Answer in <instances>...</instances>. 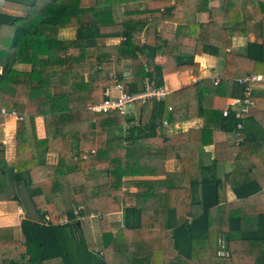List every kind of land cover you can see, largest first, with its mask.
Here are the masks:
<instances>
[{
    "label": "trees",
    "instance_id": "trees-1",
    "mask_svg": "<svg viewBox=\"0 0 264 264\" xmlns=\"http://www.w3.org/2000/svg\"><path fill=\"white\" fill-rule=\"evenodd\" d=\"M136 1L145 5L126 8ZM212 1L0 0L1 9L25 12L0 10V100L20 105L18 111L31 122L41 115L46 131L41 141L46 146L52 141L58 151L54 164L31 157L22 120L16 123L14 163L5 162L0 142V201L16 199L22 204L17 184L23 180L40 216L39 221L26 216L21 220L22 239L0 234V264H264V251L255 249L256 241L264 240L263 114L251 115L244 123L236 168L224 174L235 199L219 207L224 183L217 173L220 160L197 166L195 153L183 158L175 151L184 140L189 141L190 152L213 143L210 128L164 135L162 149L150 152L147 139L158 135L155 119L144 121L150 102L138 104L140 123L121 138L105 134L130 121L127 114L88 108L89 102L102 100L106 86L113 83L109 71L114 60H131L135 85L124 90L132 92L146 78L160 86L168 73L197 74L196 54L231 47L234 36L246 33V0H217L216 6L210 5ZM248 1L247 16L256 20L260 41H248L243 53L225 51L218 82L201 79L169 96L185 92L200 97V88L210 85L214 103L199 115L205 122L216 120L226 131L235 130L238 122L232 111L222 115L232 83L249 73L264 76V0ZM200 11L209 12L206 22L196 20ZM161 21L176 22L181 30L161 32L157 28ZM63 28H74L73 38H61ZM104 36L123 38L116 45H97ZM92 46L98 48L95 55H89ZM157 55H173L175 66L162 69L154 63ZM17 63L30 68L17 69ZM89 73L96 74L90 91L89 80L84 79ZM65 85H70L68 91H58ZM257 99L255 103L264 102ZM170 105H162V116L170 122L183 120L191 109ZM143 143L146 151L139 154L137 145ZM173 157L181 160L182 171L165 169ZM97 163L107 164L105 182L85 184L83 173ZM136 175L153 178H132ZM131 187L135 190L129 191ZM77 206L81 219L73 214ZM121 208L123 225L113 232L109 214ZM91 214L100 230L99 249ZM64 216L68 221L61 223Z\"/></svg>",
    "mask_w": 264,
    "mask_h": 264
},
{
    "label": "crops",
    "instance_id": "crops-1",
    "mask_svg": "<svg viewBox=\"0 0 264 264\" xmlns=\"http://www.w3.org/2000/svg\"><path fill=\"white\" fill-rule=\"evenodd\" d=\"M218 1H212L211 6H216ZM145 5L144 2H133L126 5L128 9L141 8ZM250 3L248 0L245 1L243 5V14L245 15V28L246 33L244 35L234 36L232 38V45L229 48L222 49L216 54L211 53H202L196 54L194 60L198 63V73L193 74L191 70L176 71L172 73L165 74L163 76L162 86L167 90L166 97L162 100L152 99L147 102H150V105L144 110V121H150V118L155 119L156 130L158 135L147 139L150 142L148 150L150 152L161 150V143H163L162 136L164 135H173L179 134L187 131L188 129H196L203 126H206L212 130L213 143L204 145L203 147H196L192 152L191 145L188 140H184L176 145L175 151L177 154L183 158L190 156L195 153L194 158L197 160V166L205 163H209L213 158L219 159L220 163L217 165V173L223 179L224 183L222 184V203L219 204V207H222L224 202L231 201L235 199V194L231 190L229 184L224 180V174L233 171L236 168V163L234 161L235 155L239 149V143H235L234 132L226 131L222 128L220 123L216 120L207 121L202 115H199L200 112L204 110L211 109L214 103V95L210 92V85H204L200 88V97H194L188 93L182 92L172 95L170 98V93L184 88L188 85H191L201 79H209L214 81L215 77L218 79L221 78L224 71V52L232 51L234 53H243L245 45L248 41H260L259 38V27L255 19L248 18V13L250 12ZM6 13H11L14 15H25L24 11L14 12L8 9H1ZM198 22H206L209 18L208 11H200L196 13L195 16ZM157 28L159 31L174 34L181 30L179 25L173 21H161L158 23ZM183 29V28H182ZM75 34L74 28H63L60 31L61 38H73ZM122 36H104L97 39V45H116L122 40ZM97 47H89V55H95L97 53ZM154 63L160 66L162 69L171 68L175 66V57L173 55H157L154 57ZM17 69H26L30 68L29 64L17 63L14 65ZM252 74V73H249ZM256 74V73H255ZM248 75V74H246ZM261 76V79L255 81L249 98L252 100V104H248L247 111L242 115V129L246 119L251 115H264V102L255 103V99L259 101H264V76ZM109 77L113 79V83L107 85L106 88L111 85L119 82L127 87H133L135 84H132L133 74L131 70V60L128 58H123L121 60H114L113 68L109 71ZM85 80H89V91L92 89L94 80L96 79V74H85ZM219 81V80H218ZM144 85L143 83L137 84V90ZM240 83H232L230 90L231 95L227 97L225 102V107L228 106L231 102L236 99H240L244 96V88L240 89ZM139 87V88H138ZM105 88V90H106ZM70 85L58 86V91H68ZM104 90V92H105ZM136 91V90H135ZM113 93H117L116 89L112 90ZM184 93V94H183ZM104 95V93H103ZM104 98V97H103ZM166 99V100H165ZM165 100V101H164ZM101 101V100H100ZM100 101L89 102L88 108L91 112H98L92 108L93 105L99 103ZM171 107L170 104L176 107H190V111L184 113L186 117L183 120L176 122L167 121L162 116V105L164 104ZM170 102V103H169ZM137 102L132 106L130 111L127 114V119L130 121L124 122L122 125L113 126L106 130V137H116L121 138L126 136L129 133V130L132 126H136L140 123V114L141 111L138 107ZM146 103V102H145ZM234 105L230 106L233 110ZM224 107V108H225ZM1 108L5 109V113L1 112ZM223 108V109H224ZM21 109L20 105L17 107L13 106L12 103L0 100V113L2 114V120L0 121V142L4 145V159L6 163H14L16 160V123L17 121L22 120L24 124V130L27 137V145L29 148V153L31 157H35L41 163L45 164H54L58 160V151L55 149L56 145L52 144L50 141L46 146L41 140L46 136L45 124L43 117L41 115L35 116L34 120L31 122L28 115L24 112L18 111ZM193 113L192 117H188L187 114ZM130 116V117H128ZM93 120H90L89 123L92 124ZM164 121H166L164 123ZM147 123V122H146ZM55 127L59 125L55 124ZM242 132V131H241ZM133 133H131L132 135ZM139 132H136V135ZM146 140V141H147ZM146 151L145 144L137 145V153L143 154ZM193 156V155H192ZM84 158V157H83ZM76 160V157L72 158V163ZM106 163L95 164L88 166L86 171L83 173V179L85 184L93 185L97 183H103L106 180ZM183 165L179 157H173L166 161L165 169L167 171L179 172L182 171ZM132 178H153L148 175H136ZM135 188H129V191H134ZM262 197L264 200V188L262 189ZM126 205H122V208ZM120 209L116 212H111L109 214V221L111 224L112 231L115 232L120 226L123 225V209ZM26 216L25 209L23 204L19 200H2L0 201V234H6L9 238L22 239V233L20 229V222ZM92 222V233L94 241L97 243V249L100 248V230L98 223L96 221V216H91ZM255 249L257 252L264 251V240L259 239L255 243Z\"/></svg>",
    "mask_w": 264,
    "mask_h": 264
},
{
    "label": "built area",
    "instance_id": "built-area-1",
    "mask_svg": "<svg viewBox=\"0 0 264 264\" xmlns=\"http://www.w3.org/2000/svg\"><path fill=\"white\" fill-rule=\"evenodd\" d=\"M260 79L261 76L255 73L238 77L236 81L243 85L244 96L240 99L234 100L222 110L223 116L228 115L232 111L235 118L238 119L234 132V140L236 144H238L242 140V115L247 111L248 104H252V100L249 98L251 88L254 82ZM218 80V77L214 78L215 83L218 82ZM113 89H116L117 93H113ZM166 94L167 90L165 89V87H163L162 85H155L148 78H146L144 85L140 89L132 92L125 91L123 85L119 82H116L115 84L106 88L104 92V98L99 103L93 105L92 108L98 112L117 111L121 114H126L137 102L145 103L152 99L162 100L166 97ZM232 105H234L233 110H231L230 108V106ZM1 112L5 113V109L1 108ZM165 122L166 121H164V123ZM73 214L76 215L77 219H81L83 217L81 213V207L77 206L73 210ZM90 216H93V214H91ZM49 219V214H45L44 222L48 223ZM59 221L61 223H66L68 221V218L64 216L61 217Z\"/></svg>",
    "mask_w": 264,
    "mask_h": 264
},
{
    "label": "water",
    "instance_id": "water-1",
    "mask_svg": "<svg viewBox=\"0 0 264 264\" xmlns=\"http://www.w3.org/2000/svg\"><path fill=\"white\" fill-rule=\"evenodd\" d=\"M130 117V116H128ZM17 192L21 199V202L24 206L26 217L32 220L39 221L40 216L39 213L36 210L34 201L31 198L29 189L25 183V181L21 180L17 184Z\"/></svg>",
    "mask_w": 264,
    "mask_h": 264
}]
</instances>
